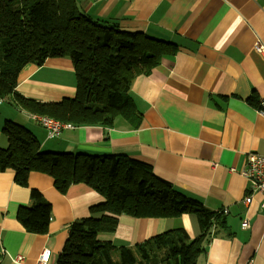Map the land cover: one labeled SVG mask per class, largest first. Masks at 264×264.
<instances>
[{
    "label": "crops",
    "instance_id": "crops-1",
    "mask_svg": "<svg viewBox=\"0 0 264 264\" xmlns=\"http://www.w3.org/2000/svg\"><path fill=\"white\" fill-rule=\"evenodd\" d=\"M79 12L104 26L142 33L177 46L172 56L146 76L137 77L129 95L140 120L120 117L111 127L63 129L55 138L65 152L125 155L151 167L152 172L186 197L213 212H223L231 236L218 232L196 264H264L262 197L243 199L249 184L237 172L247 154L264 155V0H76ZM16 92L27 99L54 103L71 98L75 79L68 58L48 59L40 67L27 65ZM0 99V148L7 146L1 129L16 118ZM28 125L41 134L43 146L53 139L25 111ZM28 129V128H27ZM234 170L231 171V170ZM11 170L0 172V264H36L49 250L47 264H56L69 226L89 216L100 196L78 183L60 193L50 176L31 172L27 186L14 183ZM51 206V220L42 235L25 232L16 220L21 207H30V190ZM191 215V214H190ZM119 216L115 232L101 236L115 247L141 244L168 230L199 235L196 219ZM249 228L241 227L242 220ZM23 256L22 262L14 259Z\"/></svg>",
    "mask_w": 264,
    "mask_h": 264
},
{
    "label": "trees",
    "instance_id": "trees-1",
    "mask_svg": "<svg viewBox=\"0 0 264 264\" xmlns=\"http://www.w3.org/2000/svg\"><path fill=\"white\" fill-rule=\"evenodd\" d=\"M176 51L168 42L89 19L76 0H0V99L29 116L72 127H111L117 117L133 124L141 118L129 95L131 84ZM54 58L71 61L73 97L42 103L20 96L21 71ZM1 132L7 146L0 148V172L11 170L15 184L26 187L29 174L38 172L50 176L60 193L81 183L101 198L88 217L69 226L56 264H196L218 232L231 236L223 212L176 191L143 162L125 155L43 152L26 127L10 121ZM30 197L33 204L19 208L16 220L25 232L45 234L51 206L37 190L31 189ZM183 214L195 216L197 237L177 228L133 246L115 247L101 239L115 232L121 215L169 219Z\"/></svg>",
    "mask_w": 264,
    "mask_h": 264
},
{
    "label": "built area",
    "instance_id": "built-area-1",
    "mask_svg": "<svg viewBox=\"0 0 264 264\" xmlns=\"http://www.w3.org/2000/svg\"><path fill=\"white\" fill-rule=\"evenodd\" d=\"M253 47L256 53L264 55V44L261 40L257 39ZM259 114L262 116L264 115V100L260 104ZM30 119L35 121L45 130L48 139L55 138L63 129L72 128V126L63 124L59 120L51 117L33 115L30 116ZM231 171L234 172L233 169ZM237 173L249 184V193L244 197L243 202L245 204H250L251 194H260L262 197L260 208L264 210V155L254 153L247 154L243 168ZM241 227L243 229H248L249 221L247 219L242 220ZM49 255V250H43L38 257L36 264H47ZM14 261L22 262L23 256L16 257Z\"/></svg>",
    "mask_w": 264,
    "mask_h": 264
},
{
    "label": "rangeland",
    "instance_id": "rangeland-1",
    "mask_svg": "<svg viewBox=\"0 0 264 264\" xmlns=\"http://www.w3.org/2000/svg\"><path fill=\"white\" fill-rule=\"evenodd\" d=\"M6 106L9 107L10 111H11L13 114L17 115L16 118L10 119V120H9L10 122H14V123H16V124H20V125H22V126L28 128V130H29L31 133H33L37 138H38V136L41 135V134L37 133V131H36L35 129H33L32 127H30V126H26V125H28L29 121H26V120L22 117V115L19 114V112H20V108H19L18 106L13 105L12 103H11V105L6 104L4 107H6ZM8 107H6V108H8ZM56 142H57V139H53L52 141L49 142V144H50L51 146H44V147L42 146V147L40 148V150L43 151V152L65 153L64 149H63L61 146H56V145H55ZM5 147H6V146H5ZM3 148H4V147H3ZM75 153H79V152H78L77 150H75ZM190 216H191V215H190ZM191 218H192V219L194 220V222H195V216L192 215ZM195 223H196V222H195Z\"/></svg>",
    "mask_w": 264,
    "mask_h": 264
}]
</instances>
